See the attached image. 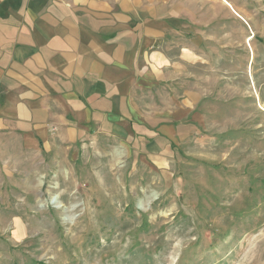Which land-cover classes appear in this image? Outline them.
I'll list each match as a JSON object with an SVG mask.
<instances>
[{
  "label": "rangeland",
  "instance_id": "obj_1",
  "mask_svg": "<svg viewBox=\"0 0 264 264\" xmlns=\"http://www.w3.org/2000/svg\"><path fill=\"white\" fill-rule=\"evenodd\" d=\"M219 1L255 46L214 62L229 108L177 155L0 143V264H264V0Z\"/></svg>",
  "mask_w": 264,
  "mask_h": 264
},
{
  "label": "crops",
  "instance_id": "obj_2",
  "mask_svg": "<svg viewBox=\"0 0 264 264\" xmlns=\"http://www.w3.org/2000/svg\"><path fill=\"white\" fill-rule=\"evenodd\" d=\"M244 25L219 0H0V143L101 136L163 162L229 108L214 62L253 52Z\"/></svg>",
  "mask_w": 264,
  "mask_h": 264
}]
</instances>
